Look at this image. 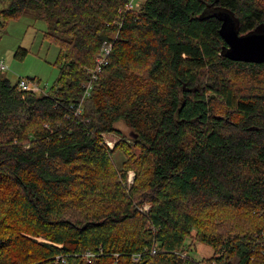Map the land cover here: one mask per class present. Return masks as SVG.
Listing matches in <instances>:
<instances>
[{"label": "trees", "instance_id": "16d2710c", "mask_svg": "<svg viewBox=\"0 0 264 264\" xmlns=\"http://www.w3.org/2000/svg\"><path fill=\"white\" fill-rule=\"evenodd\" d=\"M127 3L0 0V29L32 14L58 48L47 92H20L0 71V264H88L81 255L99 249L90 264H264V222L228 230L229 212L264 220V63L222 57L220 21L204 16L221 8L245 35L264 27V0H143L118 29ZM120 121L137 138L109 150L103 134ZM188 241L220 255L194 260Z\"/></svg>", "mask_w": 264, "mask_h": 264}, {"label": "rangeland", "instance_id": "374dc122", "mask_svg": "<svg viewBox=\"0 0 264 264\" xmlns=\"http://www.w3.org/2000/svg\"><path fill=\"white\" fill-rule=\"evenodd\" d=\"M142 2L143 0H136L135 7ZM120 18L121 15L119 11H117L113 26ZM46 32H48V23L36 20L32 14H25L18 19H11L3 29H0V61L4 63L6 67L4 75L11 83H15L19 78L33 79L36 82L40 81L39 87H41L43 91L45 90V92L53 85L58 74L57 68L54 66L58 56V48L44 39ZM111 34L112 32H108V37ZM20 50H25L27 52L26 55L21 57L22 53ZM98 54L99 51L96 57ZM95 59L93 61L94 63ZM96 85H98V83ZM115 127L119 130L120 134H103V140L110 143L112 146L111 150H113L116 143L121 140V137L129 139L131 138L130 133L135 134V132L122 121L115 124ZM103 145L106 147L104 143ZM125 160L126 157L119 151L115 152L112 156V163L117 170L122 167ZM134 178V172L131 170L127 171L124 186L129 188L133 184ZM256 216L258 218L262 217ZM229 217L232 221L228 230L230 229L232 233L236 231L234 229L235 226L239 228L248 226L251 228L256 225L260 226L264 222V220L257 221L246 213H240L234 216L232 212H229ZM222 234L228 235L227 230L222 232ZM35 240L43 241L41 238ZM187 244L191 246L189 255L194 260H206L220 255V253L218 254L219 247L217 246L214 248L212 245L208 246L199 242L190 241H188ZM134 262L136 263V261Z\"/></svg>", "mask_w": 264, "mask_h": 264}, {"label": "water", "instance_id": "95a60500", "mask_svg": "<svg viewBox=\"0 0 264 264\" xmlns=\"http://www.w3.org/2000/svg\"><path fill=\"white\" fill-rule=\"evenodd\" d=\"M204 16L214 17L220 21L218 32L225 43L222 47V57L234 62L264 63V27L259 26L254 31L239 35V22L233 18V15L213 5L206 8ZM225 122H228V119H225ZM132 134L130 133L132 138H137L136 134Z\"/></svg>", "mask_w": 264, "mask_h": 264}, {"label": "built area", "instance_id": "2783aa9c", "mask_svg": "<svg viewBox=\"0 0 264 264\" xmlns=\"http://www.w3.org/2000/svg\"><path fill=\"white\" fill-rule=\"evenodd\" d=\"M135 5H136V0H128L126 7L124 9H121L119 11V14L123 17L124 14H127L131 10L135 9ZM121 25H122L121 20L117 21L116 24L114 23V26L118 29H120ZM118 34H119L118 31L112 32V34L108 37V39H106L102 42L98 57H96V59H95V67L93 69L89 70V78H88V81L84 84L83 94L81 96L80 104L78 105L76 114H78L80 112V110H81L80 106H81L82 102L90 97L94 86L98 82L99 75H101V73H102L103 67L108 64L109 58H110V55H111V52L113 49V44L117 40ZM0 71H2V72L6 71V67L2 61H0ZM17 90L20 92H28V91L37 92V91H39V86L36 83V81L33 79L19 78L18 84H17ZM103 143L106 145L107 148H109L110 150L112 149V146L110 145V143H108L107 141H104V140H103ZM148 210H149V207L144 206L140 211L142 213H147ZM98 252H99L98 254L87 252V253L81 255V257L83 259H85L88 264H90L94 258L102 255V251L100 249L98 250ZM156 253H157V251L155 249L151 251V255H155ZM117 256H119V255H115V257H117ZM142 256H144V253L140 254V255H138V254L133 255L132 259H133V261L138 262Z\"/></svg>", "mask_w": 264, "mask_h": 264}]
</instances>
